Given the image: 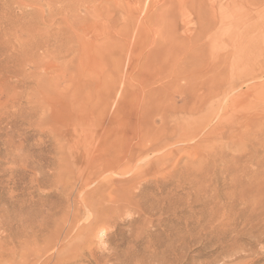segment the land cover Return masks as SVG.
<instances>
[{"label":"rangeland","instance_id":"obj_1","mask_svg":"<svg viewBox=\"0 0 264 264\" xmlns=\"http://www.w3.org/2000/svg\"><path fill=\"white\" fill-rule=\"evenodd\" d=\"M262 50L264 0H0V264H264Z\"/></svg>","mask_w":264,"mask_h":264},{"label":"bare ground","instance_id":"obj_2","mask_svg":"<svg viewBox=\"0 0 264 264\" xmlns=\"http://www.w3.org/2000/svg\"><path fill=\"white\" fill-rule=\"evenodd\" d=\"M214 8H215V7H214ZM119 9H122V8H119ZM219 13H220V12H219ZM220 15H221V14H220ZM214 16H215V15H214ZM214 16H213V17H214ZM120 30H121V29H120ZM76 32H77V31H76ZM121 32H122V30H121ZM123 32H124V31H123ZM136 32H137V31H136ZM119 35L122 36L121 34H119ZM97 43H98V42H97ZM45 45H46V44H45ZM259 45H260V43H259ZM101 48H102V47H101ZM261 48L263 49V47H261ZM263 51H264V50H262V52H263ZM105 54H106V53H105ZM105 54H103L104 57H109V56H107V55L105 56ZM81 55H82V54H81ZM103 55H102V56H103ZM101 58H102V57H101ZM89 60H90V59H89ZM104 60H105V59H104ZM136 60H137V58H136ZM79 62H80V61H79ZM112 62H113V61H112ZM136 62H137V61H136ZM87 63H88V62H87ZM115 63H116L115 66H117V65H118V60H117V61L114 60V63H112V64L114 65ZM252 63H253V62H252ZM254 63H255V62H254ZM80 64H81V63H80ZM84 65H85V64H84ZM254 65H255V64H254ZM257 65H258V64H257ZM260 67H261V66H260ZM260 69H261V68H259V70H260ZM246 71H249V70H246ZM254 73H256V72H253V74H254ZM93 78H94V77H93ZM95 79H96V78H95ZM235 79H236V78H235ZM96 80H98V79H96ZM239 80H240V78H239ZM98 81H99V80H98ZM98 83H99V82H97L96 84H98ZM104 84H106V83H105V80H104ZM224 84H225V83H224ZM234 84H235V81H231V83H227V84L224 86L223 90L220 89V88L223 87V86L220 87L221 85H220L218 88H214V89H209V88H207V94L205 95V100L210 99V98H213V97H219L220 95H223V96H224V95L229 94V93L231 92V89H233ZM222 85H223V83H222ZM73 91H74V89H73ZM256 92H257V95H255V99H257V101L260 103V102L263 101V99H264V89H261L260 91H256ZM72 95H73V94H72ZM98 98H99V97H98ZM44 99H45V98H44ZM253 99H254V98H253ZM46 100H47V99H46ZM218 100H219V99H218ZM42 102H43V100H42ZM263 103H264V101H263ZM39 104H40V103H39ZM44 104L47 105V104L45 103V101H44ZM40 105H41V104H40ZM40 105H39V106H40ZM54 105H55V104H54ZM94 105H95V104H94ZM42 106H43V105H42ZM42 106H40L39 108L41 109ZM47 106H49V105H47ZM71 107H72V106H71ZM43 108H44V107H42V109H43ZM50 108H51V107H50ZM106 108H107V107H106ZM263 108H264V107H263ZM47 109H48V111H49V108H48V107H47ZM53 109H54V108H53ZM249 109H250V108H249ZM261 109H262V108H261ZM50 110H51V109H50ZM91 110H92V109H91ZM263 110H264V109H262V112L264 113ZM258 111H259V109H258ZM258 111H257V113H258ZM259 112H261V110H260ZM58 113H59V112H58ZM104 113H105V112H104ZM54 118H55V117H54ZM225 119H226V118H225ZM227 119H228V118H227ZM8 121H9V120H8ZM4 122H5V121H4ZM225 122H226V120H225ZM259 122H260V121H259ZM259 122H258V123H259ZM255 124H256V123H254V124H252V125H253V126H256ZM7 125H8V124H7ZM257 125H258V124H257ZM260 125H262L263 127L260 126ZM58 126H59V125H58ZM258 126H260V129H261V128H262V129L259 130V131H257V132H255V133L253 134V138H254L253 140H254V141L256 140V142H254V143H257V145H258V144L261 145V144H260V143H261V140H262V141L264 140V120H263ZM80 132H81V131H80ZM222 132H223V131H222ZM220 137H221V136H220ZM88 139H89V138H88ZM253 140H252V141H253ZM257 141H258V142H257ZM259 141H260V142H259ZM72 144H73V143H72ZM263 144H264V142H263ZM263 144H262V145H263ZM261 150H262V152H263V151H264V147H261ZM263 153H264V152H263ZM261 159H262L263 161H260V158H259V161H260V162L257 161V162H259V163H258L259 165L256 166L255 169H258L257 167H259L260 165H261L260 167H263V168H264V166L262 165V163L264 164V159H263L262 157H261ZM88 163H89V162H88ZM233 163H234V161H233ZM236 164H237V163H236ZM254 164H256V163H254ZM254 164H253V165H254ZM240 167H241V166H240ZM263 168H261V172H262V169H263ZM226 170H227V169H226ZM259 170H260V169H259ZM246 171H247V170H246ZM249 172H250V171H249ZM252 173H255V175H256L258 172L253 171ZM250 174H251V173H250ZM258 174L260 175V171H259ZM262 174H263V175H262ZM248 175H249V174H248ZM252 175H253V174H252ZM261 175L264 176V172H262ZM238 176H239L238 173H235V177H233L234 179H232L234 190H235L236 188H237V190H239V189H238L239 186L236 187V184H237L236 181L239 179V177H241V175H240L239 177H238ZM245 176L247 177V175H245ZM249 176H250L251 178L253 177V176H251V175H249ZM249 176H248V177H249ZM262 176H261V177H262ZM103 177H104V176H103ZM237 177H238V178H237ZM246 177L243 176L244 179H245ZM256 177H257V178H255V177H254V178H255V179L260 178V176H257V175H256ZM251 178H250V181H249L248 179H247V180L250 182V185L252 186L253 184H252L251 180L254 179V178H252V179H251ZM255 179H254V180H255ZM260 179H261V178H260ZM254 180H253V181H254ZM262 180H263V178H262ZM256 181H257V180H255L254 182H256ZM242 182H243V181H242ZM254 182H253V183H254ZM257 182H258V181H257ZM261 182H262V181H261ZM261 182L259 181V184H260V185L256 183L257 186L259 185L258 188H259V187H264L263 182H262V183H261ZM261 184H263V185L261 186ZM238 185H239V184H238ZM254 185H255V184H254ZM67 187H68V186H67ZM67 187H66V188L64 187V188H65V189H68ZM77 187H78V186H77ZM233 187H232V188H233ZM240 187H241V186H240ZM240 187H239V188H240ZM242 187H243V188H242ZM242 187H241L240 189H243V190H244V189H245L246 187H248V186L245 187V186L242 185ZM69 188H70V187H69ZM249 188H250V186H249ZM249 188H248V190H251V188H250V189H249ZM68 190H69V189H68ZM234 190H233V191H234ZM243 190H242V191H243ZM252 190H254V188H252ZM257 190H258V189H257ZM64 191H65V190H64ZM66 191H67V190H66ZM240 191H241V190H239V192H240ZM246 191H247V189H245L243 193H245ZM254 191H255V190H254ZM254 191H250V192L253 193ZM235 192H236V191H235ZM235 192H234V195L231 193V195H233V200H231V199H232V196H230V197H231V198H230V200H231V209L234 211V214H235V215H232V214H231L232 217L234 216V220H232V221H237L238 219H240L241 222H242L241 224L243 225V228H247V227H249V226H250V227H253V224H254V223H253V218H254L255 216L258 215V214H257V215H255V214H256V213H259V214H260V213H262V212L259 211V208H258V210H257L258 212L254 211V210H249V211L247 212V211H245V210H243V209L241 210V208H240V209H237L239 206L242 205V203H244L243 205H244L245 207H247V205H251V204H249V201H248V203H247L245 199H244V200H245V202H244V200L242 199V198H243V197H242V195H243L242 192H240V194H242L241 196H239V193H238V192H236V194L238 193V194L236 195ZM255 192H256V191H255ZM255 192L253 193V195L251 194V197H253V198H254V197L257 198V197H256L257 195H255ZM257 192H258V191H257ZM257 192H256V194H257ZM246 193H247V192H246ZM246 193H245V194H246ZM258 193H259V192H258ZM247 194H249V193H247ZM247 194H246V196H247ZM238 196H239V197H238ZM243 196L246 197L245 195H243ZM251 197H250V198H251ZM253 198H251V200H253ZM230 200H229V201H230ZM254 201H255V200H254ZM256 202H257V200H256ZM256 202H253V203L255 204ZM258 202H259V201H258ZM157 206H158V205H157ZM169 206H170V205H169ZM251 206H252V205H251ZM251 206H250V207H251ZM257 206H258V205H257ZM160 207H162V206H160ZM250 207H249V208H250ZM260 207H261V206H260ZM228 208H229V207H228ZM253 208H254V207H252L251 209H253ZM244 209H246V208H244ZM247 209H248V208H247ZM261 209H262V208H261ZM51 210H52V209H51ZM229 210H230V208H229ZM232 210H230V212H231ZM262 210L264 211V208H263ZM233 211H232V212H233ZM253 211H254L255 213H254ZM244 212H246V213H244ZM228 215H229V214H228ZM91 217L94 218L93 214L90 212V213L88 214V218H87V219H89V218H91ZM126 217H127V216H126ZM259 217H260V216H259ZM119 218H120V217H119ZM230 218H231V217H230ZM232 219H233V218H232ZM255 219H256V218H255ZM259 219H261V218H259ZM89 220H90V219H89ZM122 220H123V219H122ZM228 220H229V219H228ZM240 220H239V221H240ZM263 220H264V219H263ZM58 221H59V223L62 221V223L65 222L66 224H68L69 227H66V230H67L68 233H69V231H68L67 228H70V227L73 226L74 223L76 222L75 219H70V220H69V219H67V218H66L64 221H63V219H62V220H58ZM58 221H57V222H58ZM232 221L230 220L229 222L231 223ZM257 221H258V220H257ZM146 222H147V220H146ZM251 222H252V223H251ZM59 223H58V224H59ZM232 223H233V222H232ZM237 223L239 224V222H236V225H237ZM53 224H55V227H56L57 224H56L55 222H53ZM233 224L235 225V223H233ZM233 224H231V226H233ZM118 225H119V224H118ZM228 225H229V223H228ZM231 226H230V227H231ZM50 227H51V226H49V228H50ZM53 227H54V226H53ZM60 227H61V225H59V226L57 227V229H60ZM62 227H63V226H62ZM133 227H134V226H133ZM233 227H234V226H233ZM256 227H257V225H256ZM44 228H46V227H44ZM49 228H48V230H49ZM71 228H72V227H71ZM46 229H47V228H46ZM46 229H45V230H46ZM51 229H52V228H50V230H51ZM53 229L56 230V228H53ZM61 229H62V228H61ZM61 229H60V230H61ZM64 229H65V227H64ZM64 229H62L61 232H65L66 230L63 231ZM55 230H54V231H55ZM60 230H57V231H60ZM138 230H139V229H138ZM43 231H44L43 228H41V229L39 230V232H40V236H41V237H43L42 235H44L45 233H47V232H43ZM46 231H47V230H46ZM54 231H53V232H54ZM49 232H50V231H48V233H49ZM42 233H44V234H42ZM50 233H51V232H50ZM70 233H71V232H70ZM111 233H112V232H111ZM118 233H119V232H118ZM57 234H58V232H57ZM57 234H56V231H55V234H53V235L55 236V235H57ZM51 235H52V234H51ZM51 235H50V236H51ZM59 235H60V232H59ZM125 235H126V234H125ZM54 236H51L50 239H47V240L50 241L51 238H52V239L54 238ZM32 238H34V237L32 236ZM55 238H56V239H59L58 236H57V237L55 236ZM94 238H95V237H94ZM250 238H251V237H250ZM34 240H35V239H34ZM182 240H183V239H182ZM49 241H48V244L46 243V245H45L43 248H40V250H35L36 253H42V252H46V251H48V250L50 249V246L53 244V243H51L52 240H51L50 242H49ZM54 241H57V240L54 239ZM54 241H53V242H54ZM32 243H33V242H32ZM49 243H50L51 245H49ZM57 244H58V243H57ZM138 244H139V243H138ZM133 245H134V244H133ZM57 246H58V245H57ZM127 247H128V246H127ZM137 249H138V248H137ZM64 251H65V249H64ZM247 251H248V250H247ZM56 252H57V251H56ZM113 254H114V253H113ZM113 254H112V257H113ZM121 254H122V253H121ZM186 254H187V253H186ZM88 255H89V254H88ZM88 255H87V256H88ZM84 256H86V255H84ZM87 256H86V257H87ZM89 256H90V255H89ZM92 256H93V255H92ZM95 256H96V255H95ZM114 256H116V255H114ZM132 256H133V255H132ZM53 257H54V256H53ZM75 257H77V256H75ZM79 257H80V256H79ZM140 257H141V256H140ZM243 257H244V256H243ZM73 258H74V257H73ZM73 258H72V260H73ZM88 258H89V257H88ZM88 258H87V259H88ZM70 259H71V257L68 259L69 262L72 261V260H70ZM78 259H79V258H78ZM97 259H99V257H97ZM79 260H80V259H79ZM169 260H170V259H169ZM68 261H67V262H68ZM77 261H78V260H77ZM81 261H82V260H81ZM84 261H85V259H84ZM41 262H42V261H41ZM75 262H76V261H75ZM85 262H86V261H85ZM91 262H93L92 259H91ZM88 263H89V262H88ZM47 264H48V263H47ZM61 264H63V263L61 262ZM99 264H100V263H99ZM170 264H171V263H170Z\"/></svg>","mask_w":264,"mask_h":264}]
</instances>
